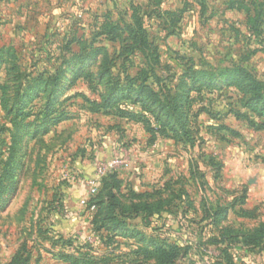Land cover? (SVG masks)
Listing matches in <instances>:
<instances>
[{"label": "rangeland", "instance_id": "1", "mask_svg": "<svg viewBox=\"0 0 264 264\" xmlns=\"http://www.w3.org/2000/svg\"><path fill=\"white\" fill-rule=\"evenodd\" d=\"M142 86L178 107L165 134L148 131L161 122ZM263 96L264 0H0V264H154L134 255L151 251L153 219L126 218L139 236L106 242L79 204L83 177L99 192L110 174L126 205L173 199L178 215L158 223L187 247L175 264H264V245L209 243L264 223ZM107 98L116 106L89 110ZM201 201L228 211L212 225Z\"/></svg>", "mask_w": 264, "mask_h": 264}, {"label": "trees", "instance_id": "2", "mask_svg": "<svg viewBox=\"0 0 264 264\" xmlns=\"http://www.w3.org/2000/svg\"><path fill=\"white\" fill-rule=\"evenodd\" d=\"M228 71V70H227ZM232 73L236 74L241 72L242 74L244 71L240 68L229 70ZM249 85H254V81L249 79ZM147 94L152 99V107L154 105H158L159 107V114L154 115V119L159 123V127L151 128L148 127V131L154 134L156 131L160 132L162 128V133L165 134L164 128L167 127L168 122L162 121L161 116H168L170 119L175 118L176 113L178 111V107L175 104L170 103L169 101H161L159 97L154 93V91L149 87L142 86L139 89V95L143 98ZM122 97L126 98L129 97V92L126 95L122 93ZM142 99H138L137 103L141 102ZM259 100L264 103V96L260 97ZM89 105V110L92 113H100V112H107V110L115 107L116 104L110 99L107 98L103 100L101 103L91 102L89 100L86 101ZM140 104V103H139ZM142 107V105L140 104ZM148 107V106H146ZM118 110V109H117ZM264 110V106L262 107ZM241 119H245L246 116L238 115ZM117 117L120 119L132 120V121H139L142 123L148 124V120L144 117L143 113H136L129 110H118ZM161 120V121H160ZM184 115H183V119ZM186 125L180 124L178 125V130H182L179 132L181 137H179L180 142L187 143L189 142V138L187 137V133L184 131V127ZM170 130L172 131L173 138L176 139L178 136V130L175 127L171 126ZM219 130H227L225 127H220ZM120 187L121 181L116 177L115 174H110L102 180V186L95 195H93L87 202V210H90L93 207V218H92V229L96 232L103 231L101 234L105 235L106 242H110V240L116 236V234L120 232H126L133 236H139V232L134 231V229L129 230L128 226L125 223V219L131 216L134 217H141L144 221V226L147 227L151 223L148 221L149 219H153L156 223V227H154L158 234L152 236V238L146 240L142 239V241H146L145 245L151 246V251L145 249H138L134 252L136 257L144 255L146 260L153 259L154 264H175V262L180 259L183 254L186 252L187 247L183 248L181 244H179L175 236L171 233L164 232V228H166L163 224H159L158 222H162L164 220L163 214L168 215L170 218H174L178 215L179 209L172 206L173 199L167 198L163 199L161 202L158 201L157 203H150L148 199L151 197L147 194H130V198L133 200L137 199L138 203H130L126 205L123 202L122 195H120ZM142 199V200H141ZM144 201V203H141ZM186 203L187 209H183L182 216L190 213V209L193 207V203L188 201V198H184L182 200ZM201 212L203 214V219L206 220L211 218L212 225H215L218 220L226 214L228 211L227 209H216L213 212L209 211V207L204 201H201ZM248 211H242L243 214H248ZM241 213V214H242ZM169 218V220H170ZM168 220V219H166ZM209 223V225L211 224ZM199 226V225H198ZM183 227V225L181 226ZM221 239L218 242L217 240L210 239V244L214 243H221L224 244L225 242L229 241L232 244H235L234 247L239 246L240 248L244 249H256L260 246L264 245V223L259 224L256 228L252 231L247 233H236L226 229L221 234ZM142 237V236H141ZM161 237V238H160ZM224 238V239H223ZM172 240V241H171ZM90 248V247H89ZM68 259V258H67ZM81 262V261H80ZM111 259L106 255V264H109ZM13 263V262H12ZM16 264H27V260H19ZM136 264H143V262L139 259H136Z\"/></svg>", "mask_w": 264, "mask_h": 264}, {"label": "built area", "instance_id": "3", "mask_svg": "<svg viewBox=\"0 0 264 264\" xmlns=\"http://www.w3.org/2000/svg\"><path fill=\"white\" fill-rule=\"evenodd\" d=\"M117 165L125 166V167L127 166L125 161H122L119 159H112L111 161L107 163V168L112 169ZM98 166H99V163H96L97 168H99ZM103 166H104L103 168H106V163ZM81 182L84 184L86 188V194L81 197V199L79 200V204L86 207L89 197H92L97 192V182L95 178L86 177V176L82 178ZM90 210H93V207H91Z\"/></svg>", "mask_w": 264, "mask_h": 264}]
</instances>
